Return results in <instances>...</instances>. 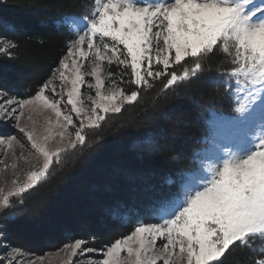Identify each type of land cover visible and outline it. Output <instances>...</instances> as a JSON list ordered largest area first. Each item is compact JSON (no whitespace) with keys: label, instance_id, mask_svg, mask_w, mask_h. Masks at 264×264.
I'll list each match as a JSON object with an SVG mask.
<instances>
[{"label":"snow or ice","instance_id":"1","mask_svg":"<svg viewBox=\"0 0 264 264\" xmlns=\"http://www.w3.org/2000/svg\"><path fill=\"white\" fill-rule=\"evenodd\" d=\"M57 23L67 28L68 42L50 78L26 99L0 88V121H14L30 144L28 156L17 155L14 147L23 150L25 144L14 135L0 137L14 158L11 187L0 185V215H14L23 200L13 198L46 179L67 148L84 144L86 128H99L108 113L137 101L141 89L153 87L151 81L163 77L167 89L196 77L205 58L219 50L232 65L221 81L235 100L232 146L184 174L179 191L154 214L158 222L138 221L130 234L101 250L85 239L66 243L63 250L85 257V264H222L238 247L264 256V248L254 247L264 243V0H92L85 14H65ZM0 41V53L11 58L17 45L6 36ZM43 113L48 115L38 128L34 114ZM29 157L42 162L23 172L21 181L18 161L27 163ZM0 249V264L44 260L8 244L2 227ZM97 251L102 258L90 262L88 254ZM254 264H264V258Z\"/></svg>","mask_w":264,"mask_h":264},{"label":"trees","instance_id":"2","mask_svg":"<svg viewBox=\"0 0 264 264\" xmlns=\"http://www.w3.org/2000/svg\"><path fill=\"white\" fill-rule=\"evenodd\" d=\"M91 4L92 0H0V36L17 45L11 58L0 53V88L16 99L32 96L66 54L68 30L57 21L65 14H85ZM202 63L203 70L196 77L178 81L167 89L163 87V77L151 81L153 87L141 89L137 101L125 104L120 113L106 115L99 128H86L84 144L61 153L60 162L52 164L46 179L13 198L14 203L17 199L23 203L17 204L14 215L7 216L5 225L11 228L21 219L18 216L31 207L24 197L29 192L30 197L42 193L41 196L47 194L48 201H56L54 205L61 212L55 217L56 224L65 222L70 213L65 211L66 206H86L88 200L77 202L70 195L64 202L63 197L54 198L50 189L64 195L73 193L78 189L71 180L76 173L85 182L84 197L89 194L95 199L90 205L95 229L77 230L79 238L89 240L91 248L104 249L130 234L138 221L158 222L153 218L155 212L169 194L179 191L184 174L197 169L196 157L206 146L210 120L235 114L234 97L221 82L227 80L226 72L232 67L229 57L217 50ZM187 66H191L190 59ZM175 67L178 72L182 70ZM112 71L119 74L120 68L113 64ZM109 145L118 148L114 160L101 158L105 154L100 149L108 152ZM92 171L96 173L93 179L88 177ZM102 175L110 182L120 179L121 184H104ZM59 230L64 234L62 241L51 237L44 243L61 246L76 232L69 226ZM254 247L263 248L264 243L258 241ZM262 258L259 251L238 247L221 260L222 264H254Z\"/></svg>","mask_w":264,"mask_h":264},{"label":"rangeland","instance_id":"3","mask_svg":"<svg viewBox=\"0 0 264 264\" xmlns=\"http://www.w3.org/2000/svg\"><path fill=\"white\" fill-rule=\"evenodd\" d=\"M0 43H2V41H0ZM2 68L3 67L1 66L0 69ZM51 74L49 75L47 79L50 78ZM2 75H3V72H0V78H3ZM5 76H7V78L9 79V75L6 74ZM91 79H92L91 77H86V80L91 81ZM56 83H57V87H59V81H57ZM37 90H35V92ZM81 91L84 95L88 94V89L86 85L82 86ZM45 94L48 95L49 93L46 91ZM92 94H94V92ZM65 100H66V97H65ZM68 107L70 108V106ZM108 114H111V113H108ZM45 115H48V113L34 114V119L37 122L38 128H42L44 126ZM234 116L235 115L231 117L216 116L210 120L209 128L211 132H210L209 137L206 139V147H204L198 153L196 157L197 168L199 167L201 160L212 159L216 155L220 154L223 148L232 146L234 140L236 139V135H237V129L232 123V118ZM73 117L75 119L74 114H73ZM21 123L23 124L25 123V121L22 120ZM14 124H15L14 121H9L7 123L0 121V137H9L13 135L17 136L18 139L22 143L25 144L26 148L22 150L19 147V145H16L14 147V151L16 152L17 155H19L23 151L24 156H28V150L30 149V144H28L26 138L23 136L22 133L18 131V129L14 126ZM70 131H72L71 127H70ZM72 138L74 139V135ZM67 140L68 138L65 137V141H64L65 145L67 144ZM58 142H59V137H57L55 141H52L51 144L54 147ZM107 144L108 142L105 143V146H107ZM77 145H79V143H77L76 146ZM69 149L71 148L70 147L67 148V150ZM105 151L106 150H104L103 152V150L100 149V153L102 152L103 154H105L101 158H104L107 160H114V158L116 157V154L119 152L118 148H115L113 146H111L108 149V152H105ZM6 152L7 154L5 155ZM92 152H95V150H92ZM101 158H99V160ZM13 160L14 158L12 156L11 151L7 150L6 146L0 145V161H2V163H0V185L5 186L6 189L8 187H11V179L13 176V170L11 169L10 165L13 162ZM41 162L42 161H39L33 157H29L27 163L23 159H20L18 161L19 168L17 169V171L21 173V176H20L21 181L24 179L23 172L33 167L38 166ZM3 164H8L9 168L7 170H4ZM92 172L93 174L88 176V177H91V179H93L96 176V173H94V171ZM79 175L80 174L76 173L71 178V180H73V182L75 181L76 184L78 185V189L73 191V193L69 195H64L62 194L63 192L61 191L58 192L55 188L50 189V191H53L55 193L54 198L63 197L62 200L64 202L67 200V198L70 199V195H71L77 202H81V200H84V203H85V201L88 200V205L77 206V207L76 206H66L65 211L70 212L69 216L71 217L68 216V218L65 220V222L67 221L68 223L60 221L61 224L65 223L64 224L65 226L61 227L62 226L61 224L57 226L56 221L58 220L55 219L56 216L58 217L61 214L60 209L57 208L58 206L54 205L56 201L55 202H52L53 200L48 201L47 194L45 196H41L42 193H39L36 196L34 195L35 197L34 196L30 197L31 192H29L24 197L26 198L25 202L27 201L26 202L27 206L31 205V207H29L26 210V213L22 217L18 216V218H21V219H19V221H17L16 223H13L11 228L5 225V222H6L5 220L9 219V217L0 215V227H2L6 233L7 243L15 247L22 248L26 253L34 254V256L32 257L33 259L35 257L44 256V260L42 264H85V257L80 256V255H77L76 257H69L66 255V252L63 250L64 244L74 241L75 239H80L79 234H78L79 232L77 230L87 229V228L89 230L95 229V226L93 223L94 217H93V213L91 211V206H90L92 203L91 200L94 199V197L88 196L89 194L87 195L86 198L84 197V183L85 182L84 183L81 182L80 178L78 177ZM101 178L104 184H113L112 186L114 187L119 185V183L121 184L120 179L119 181H116V182L115 181L110 182L108 180L107 181L104 180L106 179L104 175H102ZM4 181L8 182L7 185H4ZM61 185L63 186L65 185V183ZM29 190H27L26 192H28ZM49 222H51L52 227H50ZM66 226H69L72 230H74V232L76 231L74 233L75 235L74 238L72 239L65 238L64 242L66 243L64 244L62 243L61 246H60V243H58L55 246L49 245L48 243L47 244L44 243L48 238H51V237H55V238L57 237L59 241H62L64 234H62V230H59V229L60 228L64 229ZM86 241L89 242V240H86ZM41 242L43 243L42 245H41ZM162 242L163 241H160V240L157 241L158 244ZM87 246L91 247L89 243L87 244ZM88 255L90 257V262H94L102 258L101 253H99L98 251L88 254ZM2 256H3V249H0V257Z\"/></svg>","mask_w":264,"mask_h":264}]
</instances>
